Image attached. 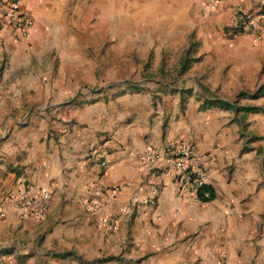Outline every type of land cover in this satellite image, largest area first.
I'll return each mask as SVG.
<instances>
[{
    "label": "crops",
    "instance_id": "obj_1",
    "mask_svg": "<svg viewBox=\"0 0 264 264\" xmlns=\"http://www.w3.org/2000/svg\"><path fill=\"white\" fill-rule=\"evenodd\" d=\"M20 11L29 36L0 32V264H264V0ZM246 21L259 39L235 34ZM181 146L208 165L211 201L173 177ZM20 190L50 200L20 209Z\"/></svg>",
    "mask_w": 264,
    "mask_h": 264
},
{
    "label": "built area",
    "instance_id": "obj_2",
    "mask_svg": "<svg viewBox=\"0 0 264 264\" xmlns=\"http://www.w3.org/2000/svg\"><path fill=\"white\" fill-rule=\"evenodd\" d=\"M221 0H206L207 6L210 10L217 7ZM6 10L2 14L0 19V32L2 31L4 23L17 31H19L23 36L27 37L33 27V20L30 16L23 14L20 11L21 0H3ZM5 20V22H4ZM244 20V19H242ZM245 21V20H244ZM243 28L255 32V37L260 38V28L257 23H250L248 21L240 23ZM152 152L146 150L142 156L139 157V165L143 166L145 163L152 159ZM106 162L100 163L101 167H104ZM208 170V165L205 163H200L195 159L187 146H181L175 152L173 158V171L172 175L176 179L181 191L190 192V194L197 196L199 188L203 185L202 179L206 171ZM115 192L106 200L107 204H111L115 197ZM19 201L21 202L18 207L20 209H33L38 212H42L47 202L50 200V195L47 193H42L36 197L29 196L25 190H20ZM204 197H209L206 192L203 194ZM88 212H96L99 205L92 203L91 205H86ZM24 218V216H22ZM98 224L102 227L115 228V222L112 220H106L100 218Z\"/></svg>",
    "mask_w": 264,
    "mask_h": 264
},
{
    "label": "trees",
    "instance_id": "obj_3",
    "mask_svg": "<svg viewBox=\"0 0 264 264\" xmlns=\"http://www.w3.org/2000/svg\"><path fill=\"white\" fill-rule=\"evenodd\" d=\"M242 32H244L243 31V25H240V26L238 25V27H237V29L235 31V34H241ZM188 68H189V63L188 62H184L183 65H182L181 70L185 71ZM217 103L221 104V106L224 107V108H232V106L230 104L223 103V102H220V101H218ZM245 110L246 111H256L257 108L252 107V108H249V109L246 108ZM206 192L209 194V197H204L203 196V194L206 193ZM197 197H198V200H200L201 202H209V201H211L214 198V194H213V191L208 186L202 185L199 188V190H198ZM112 259H114V258H112V257L108 258V259H106V261L107 260H112Z\"/></svg>",
    "mask_w": 264,
    "mask_h": 264
}]
</instances>
